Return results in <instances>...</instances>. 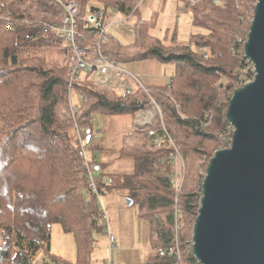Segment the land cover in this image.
I'll use <instances>...</instances> for the list:
<instances>
[{
  "label": "trees",
  "instance_id": "obj_1",
  "mask_svg": "<svg viewBox=\"0 0 264 264\" xmlns=\"http://www.w3.org/2000/svg\"><path fill=\"white\" fill-rule=\"evenodd\" d=\"M79 15L76 30L80 44L95 45L102 21L96 12L111 10L120 17L138 13L137 0H71ZM191 24L202 33L186 44L175 37L171 44L149 34L156 18L132 19L133 39L121 43L107 36L100 44L103 56L117 65L157 61L174 66L168 85L146 86L161 117L144 127L132 126L122 136L118 157L133 162V173L95 180L99 193L118 189L148 226L149 253L140 264H178L167 250L173 246V216L179 211L180 264H198L191 251L192 227L199 209L201 184L208 161L227 138L226 103L214 85L221 77L230 94L251 81L254 74L245 64L243 45L257 0H182ZM56 0H0V264H90L95 221L99 206L85 191L82 155L69 114L67 73L74 64L69 47L42 24L59 25L64 15ZM92 18V20H91ZM239 35V37H236ZM62 47L63 64L32 56L20 59L21 50ZM195 49V50H193ZM202 50L208 55L203 59ZM94 51V50H93ZM89 51L90 55L94 52ZM87 75V74H86ZM77 128L90 132L89 121L103 117H130L148 109V98L136 89L128 94L99 90L92 81L71 85ZM205 114H210L207 122ZM75 120V119H74ZM169 136V141L164 133ZM100 130L97 131V133ZM160 140L157 147L154 140ZM99 133L93 150H100ZM179 151L184 179L177 193L167 174V157ZM103 163L97 162V171ZM59 224L73 237L75 261L51 253L52 225Z\"/></svg>",
  "mask_w": 264,
  "mask_h": 264
},
{
  "label": "water",
  "instance_id": "obj_2",
  "mask_svg": "<svg viewBox=\"0 0 264 264\" xmlns=\"http://www.w3.org/2000/svg\"><path fill=\"white\" fill-rule=\"evenodd\" d=\"M243 54L254 77L228 101L233 134L201 184L191 239L198 264H264V0L256 2Z\"/></svg>",
  "mask_w": 264,
  "mask_h": 264
},
{
  "label": "rangeland",
  "instance_id": "obj_3",
  "mask_svg": "<svg viewBox=\"0 0 264 264\" xmlns=\"http://www.w3.org/2000/svg\"><path fill=\"white\" fill-rule=\"evenodd\" d=\"M111 12L113 14L106 18L105 23L120 18V16L115 14L112 10ZM190 16V13L184 9L182 0H146L145 2L139 4L138 13L132 19L135 20L140 18L143 20H149L151 17H155V25L149 30L150 35L161 39L165 44H171L173 37H175V40L178 43L186 44L191 35L203 32L201 29H198L191 24ZM110 26V35L120 40L121 43L128 44L132 41V30L125 31L124 24L111 22ZM236 37H239V35ZM198 53L199 55L203 54L201 52ZM18 56L20 59L32 56L45 57L48 61L57 64H63L65 61V55L62 47L53 49L39 48L21 50L18 53ZM122 67L127 71H132V73L147 87L168 85L170 77L174 74L173 65L161 64L152 60L132 62L125 64ZM84 75L85 73H83V76ZM85 76L90 80L91 75ZM226 84L227 80L225 77H221L214 85L216 92L221 95L218 103L219 106H222L225 103L227 105L230 97L232 96V94L228 92L229 90L225 93L221 92V88H223V85ZM73 97L76 98L77 96L73 94ZM70 118L73 122L75 130V125L78 126L77 122L75 124L76 118L73 120L71 115ZM93 119L94 124L99 126L100 131L98 132V136L100 133L102 136V143L100 150L96 151L93 150L95 147L91 148V146H89V152H87L86 155L87 158L92 161V165L97 166V162L103 163V168L94 172V180L102 178L103 182H105L110 176L123 177L132 174L134 168L133 162L129 159H120L118 157V149L120 148L122 136L130 133L131 131L132 126L130 123L133 121V118L128 116L122 118H109L97 115L93 117ZM122 120H126L128 124L122 123ZM82 159L84 164V157H82ZM168 172L169 167L167 169V174ZM200 174L201 176L205 175L202 172ZM85 191L88 195L95 197V195H93L89 190L88 181H86ZM96 191L98 195H101L102 205L106 210L108 218L110 217L111 223H113V221H118L117 229H119L122 234V242L126 246L133 247L134 245L136 251L139 252L135 255L122 253V258H130L132 261L131 264H133V261L135 264H140L141 262H137L138 255L144 251V258H146L148 253H146V250H149V244L148 226L147 223L138 215L139 205H128L126 193L118 189H112L109 191L103 190L102 193H99L96 185ZM95 229V242L90 255V264H106L108 252L105 238L99 235V229H97L96 226ZM51 230V253L63 258L64 260L74 262L76 255L72 235L65 234L59 224L52 225ZM115 246L116 248H114L111 252L110 257L113 264H119L120 258L117 254V243H115Z\"/></svg>",
  "mask_w": 264,
  "mask_h": 264
},
{
  "label": "built area",
  "instance_id": "obj_4",
  "mask_svg": "<svg viewBox=\"0 0 264 264\" xmlns=\"http://www.w3.org/2000/svg\"><path fill=\"white\" fill-rule=\"evenodd\" d=\"M58 5L63 10V17L61 23L59 25L44 23L42 24V28L45 33H53L56 37L61 40L67 47L70 48L74 64L71 66L67 73V78L69 81V93H68V101H69V111L72 119H75L76 108L73 103L78 99L81 102L85 101L83 96L73 97L71 92V85L74 82L83 81L85 75H91L90 80L95 88L103 91H107L109 89L116 90L120 94H128L133 92L136 89L141 90L148 98V109L138 112L134 116L133 123L137 126H145L151 124L155 117H161V113L155 104L154 100L149 94L147 87L137 78L134 74L125 70L122 66L115 64L110 61L108 58L103 56L100 52V44L107 43V36L110 35V23H122L124 24L125 31L132 30L131 21L132 16L126 15L122 16L117 20L108 21L105 23L107 17L111 16L106 10H101L94 14V17L97 21H102L99 27V35L98 40L95 45H91L89 43L80 44V36L76 30V20L79 15V7L77 3L71 0H56ZM146 0H138L137 5L135 6L133 12L136 8L139 7V4L145 2ZM190 3H194L195 0H188ZM240 45H244L246 41H242L238 39ZM94 50V54L90 55L89 51ZM199 52L203 53L202 58L207 59L208 55L206 52L200 50ZM243 53V51H242ZM244 57V54H243ZM245 58V57H244ZM245 64L250 67L251 72L254 74V68L250 61L245 58ZM83 73L85 75L83 76ZM250 81H246L248 83ZM73 97V98H72ZM153 112V113H151ZM204 119L208 122L211 119L210 114H205ZM226 121V120H225ZM227 122V121H226ZM228 123V122H227ZM90 132H87V136H84V131L77 128L75 125V135L78 140V145L80 148V152L82 157H84V167L86 171L87 181L89 184L90 192L95 195L97 200L100 212L99 217L96 218L95 226L99 229V235L105 238L106 246H107V260L106 264H113L111 261L110 254L116 248L115 246V237L110 230L109 218L106 213L105 208L102 205L101 195H98L96 191V182L94 180V172L97 170L96 165H92V161L87 158V152H89L88 147L94 146L99 130V126L94 124V119L89 121ZM165 137L169 140V136L166 134L165 130H163ZM233 134V129L228 123L227 127V138H224L225 144L221 148H227L231 137ZM160 140H154V146L157 147L159 145ZM173 151L167 157V162L169 164V172L168 177L172 182L175 191L178 193L181 189V185L184 179V162L183 159L177 150V148L173 145ZM179 211L175 209L173 216V246L167 250L169 256L174 257L178 264H180L181 256L178 248V233L180 231L179 224Z\"/></svg>",
  "mask_w": 264,
  "mask_h": 264
},
{
  "label": "crops",
  "instance_id": "obj_5",
  "mask_svg": "<svg viewBox=\"0 0 264 264\" xmlns=\"http://www.w3.org/2000/svg\"><path fill=\"white\" fill-rule=\"evenodd\" d=\"M129 72L132 73V71H129ZM133 120H134V118H133ZM122 123L128 124V122L126 120H122ZM130 125L134 126L133 121H131ZM117 223H118V221H113V223H111L110 217H109L110 230H111L112 234L114 235L115 241H116L117 246H118L117 254H118V257L120 258V263L119 264H131L132 261L130 260V258L129 259L122 258V253H125V254H128V255H135V254H138L139 252L136 251L134 245H133V247L132 246H126L122 242V234L119 231V229H117ZM149 251H150V249L148 251L146 250V253L147 252L149 253ZM148 253H147V255H148ZM144 254H145V252L142 251V253L140 255H138L137 262L138 261L142 262L145 259L144 258ZM133 264H135L134 261H133Z\"/></svg>",
  "mask_w": 264,
  "mask_h": 264
}]
</instances>
